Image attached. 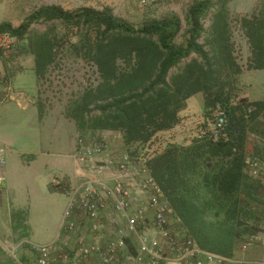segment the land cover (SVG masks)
<instances>
[{"label": "trees", "instance_id": "trees-1", "mask_svg": "<svg viewBox=\"0 0 264 264\" xmlns=\"http://www.w3.org/2000/svg\"><path fill=\"white\" fill-rule=\"evenodd\" d=\"M210 12L206 30L204 20ZM227 15L226 0H196L187 12L185 39L176 44L181 24L175 16L133 28L108 9L66 12L52 5L38 8L17 28L0 23V35L27 41L39 80L56 64L57 47L68 41L47 34L27 38L31 26L60 21L81 32L82 42L70 44V51L95 68L97 80L70 102L65 117L84 135L118 133L129 157L146 160L183 233L199 249L232 259L259 232L247 217H254L249 211L258 204L260 184L249 176L244 160L248 136L257 133L254 126L264 115V100L236 97L242 66L233 54ZM239 26L249 47L245 70L264 71V17H242ZM197 94L203 97V115L211 123L213 110L218 106L224 110L227 124L220 138L194 136L187 144L168 143L164 148L160 142L152 151L151 144L180 123L187 100ZM36 107L41 120L44 108L41 103ZM253 154L264 165V151ZM26 217L25 211L12 212V230L25 232ZM127 246L135 257L133 245L127 241Z\"/></svg>", "mask_w": 264, "mask_h": 264}, {"label": "rangeland", "instance_id": "rangeland-1", "mask_svg": "<svg viewBox=\"0 0 264 264\" xmlns=\"http://www.w3.org/2000/svg\"><path fill=\"white\" fill-rule=\"evenodd\" d=\"M195 1L153 0L142 5L137 0H0V23L7 22L13 28H17L38 8L52 5L59 6L66 12H74L81 8H91L95 11L108 9L114 17L133 28H139L150 21L175 16L181 24L175 43L180 44L185 39L187 12ZM226 9L233 54L237 63L242 66V72L235 84L236 97L241 98L247 93L250 101L264 100V71L245 70L249 47L239 26L242 17H264V0H226ZM211 16L212 12L208 13L204 20L206 30L209 28ZM76 30L65 27L60 21H53L31 26L26 36L27 38L41 34L56 38L65 36L68 41L57 47L56 64L50 67L48 75L44 79L37 80L36 103L42 104L46 114L50 115L53 121L58 115L66 118L65 112L70 102L84 88L95 84L97 80L95 68L90 63L75 57L70 51V44L79 45L82 42V33ZM200 43L204 44V40H200ZM27 60L33 62V57L27 50V41L14 40L12 52L9 54L0 51L2 73L0 85L2 82L9 84L10 78L8 79L7 76L14 77L20 73L24 67L26 68ZM188 61L190 58L173 68L169 77L183 68ZM20 63H23V66ZM34 79V74L30 72L20 76L17 82L21 81L23 87L16 82L15 92L28 93L27 88ZM202 114L203 97L197 94L187 100L186 108L180 113L182 118L180 125L169 132L160 133L156 141L151 144V150L160 148L161 143L162 148L168 143L187 144L195 136L196 131L192 128L186 134L184 130L193 126L194 121L201 118ZM37 119V112L34 109L22 111L14 100L0 103V142L10 147L7 150L11 151L8 152L2 145L5 148L6 160L2 172L7 183L11 180L19 205L22 204L26 211L32 243L43 245L49 243L59 222L61 223L68 196L56 191V186L62 185L63 175L71 170L70 155L74 154L77 134L85 132L76 133L74 127L71 129L61 122L52 127L49 120L40 125ZM68 120L73 123L72 120ZM254 130L257 133L250 132L248 136L247 153L264 151V143L261 142L264 140V115L258 119ZM85 135L102 140L99 133ZM256 182L260 184L258 190H262L263 195L264 179ZM255 210L253 207L249 212L253 214ZM247 218L251 224H255V216L250 214ZM11 255L13 259L18 258L17 253L12 252ZM261 262H264V257L261 258ZM127 264H134L132 256L129 257Z\"/></svg>", "mask_w": 264, "mask_h": 264}, {"label": "built area", "instance_id": "built-area-1", "mask_svg": "<svg viewBox=\"0 0 264 264\" xmlns=\"http://www.w3.org/2000/svg\"><path fill=\"white\" fill-rule=\"evenodd\" d=\"M151 1L137 0L142 5ZM13 44L9 35H0L3 54L12 52ZM212 118L211 124L198 126L197 139L220 138L227 124L226 114L218 106ZM75 143L73 157L78 166V182L67 193L68 203L56 239L43 245L22 240L15 249L25 248L35 264H84L91 256H96L99 264H113L116 258L129 256L127 241L131 243L135 238L139 251L134 260L138 262L231 263V259L199 249L183 233L178 218L172 215L162 190L151 177L145 159L117 153L106 141L80 133ZM5 164V148L0 145V194ZM244 165L251 178L264 179V165L258 156L249 151ZM103 218L108 237L100 243L98 238L105 237ZM247 242L241 245V252L253 245L264 246V238L259 234L252 235Z\"/></svg>", "mask_w": 264, "mask_h": 264}, {"label": "crops", "instance_id": "crops-1", "mask_svg": "<svg viewBox=\"0 0 264 264\" xmlns=\"http://www.w3.org/2000/svg\"><path fill=\"white\" fill-rule=\"evenodd\" d=\"M27 61H28V64L26 68L24 67L20 71V73H18L14 77H11V79L8 82L9 84H7L5 88H2L0 86V103L5 102L6 100H14L16 101L19 109H21L22 111H26L29 108H32L37 112V107H36L37 80L34 74V62H32V60H27ZM20 65L23 66V63H20ZM27 72L33 73L35 76L33 83L30 84L27 88L28 93L24 94L22 92L21 93L15 92L14 84L17 82V79L20 76L24 75ZM0 76L2 77L1 68H0ZM17 84L23 87V83L21 84V81L17 82ZM243 97H245L249 102H254L248 99L247 93ZM37 116H38V113H37ZM46 120H49L51 122L52 125L50 126L52 127H55L58 122L59 123L61 122L62 125L70 127L71 129H73L74 127V130L76 133L79 131L74 125V122L73 123L70 122L68 119L64 118V116L62 115H58L56 118H54V121L51 120L50 115L46 114V111L44 109V115L42 119L41 120L37 119V121L41 125V124H44ZM181 120L182 118L180 119V123H181ZM71 123L73 124V126ZM180 123L178 124V126L180 125ZM201 124L209 125L211 124V121L202 114L201 118L196 119L193 123V126H190V128H185L184 132L187 134L189 131L192 130V128L196 131L197 127ZM99 135H100V138H102V140L106 141L109 144L112 150H114L117 153L124 152V149L122 148V144H121V138L118 133L100 132ZM261 142L264 143V140H261ZM0 144L3 145L6 148V150L10 149V147H8L7 145L1 142ZM7 151L11 152L10 150H7ZM70 158L72 160L71 170L67 171L63 175L62 185H59L58 187L56 186V191L61 192L60 190L62 189L63 193L65 192V194H67L70 188L73 187L78 182V174H79L78 166L76 165L73 155H70ZM52 190H54V188H52ZM257 198H258V204H256L255 206L256 210L254 211V216L256 217L255 225L259 229L258 234L264 238V194L262 195V190L258 191ZM14 211H25V210L23 209L22 204L19 205V200L16 198L15 191L13 190V186L11 185V180L8 183L6 182V180H4L3 190L0 194V264H35L33 258L27 256V252L25 251V248L15 249L18 247L19 243L22 240H26L29 242H32V241L30 239V228L27 225V217H26V221L24 222V225H26L27 227L25 232L22 230V228H20L19 230L17 229L16 231L12 230L11 213ZM102 221H103L104 228H105L103 231L105 234V237L98 238L100 243H104L106 241V238L108 237L106 221L104 220V218ZM60 224L61 223L59 222L57 230L55 234L53 235V237L51 238V240L49 241V243L53 242L56 239L60 231ZM22 234H25V238L20 239L21 238L20 235ZM149 234L151 235L152 231H150ZM88 236L92 237L91 235H88ZM49 243H46V244H49ZM131 243L137 253V251H139L138 249L139 244L137 240L135 238H132ZM13 250H17L16 251L17 256H18V258H16L17 260L13 259L14 257L11 255ZM129 257L130 255L121 256L119 258H116L113 264H127L129 261ZM263 257H264V246H261V245L254 246L253 245L252 247L248 248L244 252L238 251L234 255V257L231 259L230 264H242L243 262L244 263L247 262L250 264H264V262H261V258ZM22 259L25 261H22ZM98 260L99 259L96 256H91L89 257L88 260L85 261L84 264H99ZM132 261L134 262V264H146V263H143L145 260L138 262L136 261V259L134 260V257H132Z\"/></svg>", "mask_w": 264, "mask_h": 264}]
</instances>
